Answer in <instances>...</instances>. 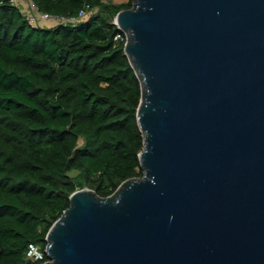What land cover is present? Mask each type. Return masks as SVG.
Instances as JSON below:
<instances>
[{"label": "water", "instance_id": "1", "mask_svg": "<svg viewBox=\"0 0 264 264\" xmlns=\"http://www.w3.org/2000/svg\"><path fill=\"white\" fill-rule=\"evenodd\" d=\"M142 176L83 187L39 264H264V0H132Z\"/></svg>", "mask_w": 264, "mask_h": 264}, {"label": "trees", "instance_id": "2", "mask_svg": "<svg viewBox=\"0 0 264 264\" xmlns=\"http://www.w3.org/2000/svg\"><path fill=\"white\" fill-rule=\"evenodd\" d=\"M32 1L51 15L95 12L33 26L0 0V264L46 261L45 236L73 191L107 196L143 174L140 81L112 23L132 0Z\"/></svg>", "mask_w": 264, "mask_h": 264}, {"label": "built area", "instance_id": "3", "mask_svg": "<svg viewBox=\"0 0 264 264\" xmlns=\"http://www.w3.org/2000/svg\"><path fill=\"white\" fill-rule=\"evenodd\" d=\"M110 1L114 3H118V2H115L114 0H110ZM9 2L12 5L18 7L20 13L23 16H25L28 22L33 26H36L37 24L43 25L45 21H51L53 25L59 24V23H62V24L76 23L82 19L87 18L89 15L95 12L94 8L90 9L87 7V8L81 9L78 12L77 16H58V15H51L47 12L40 11L38 7L33 3L32 0H9ZM112 21H114V18ZM114 39L115 40L126 39V35L123 31L119 30V32H117L114 35ZM35 250L36 248H31L28 254L34 255Z\"/></svg>", "mask_w": 264, "mask_h": 264}, {"label": "rangeland", "instance_id": "4", "mask_svg": "<svg viewBox=\"0 0 264 264\" xmlns=\"http://www.w3.org/2000/svg\"><path fill=\"white\" fill-rule=\"evenodd\" d=\"M115 2H122V1H124V0H114ZM34 255H37V256H40V252L37 250V248H36V250L34 251Z\"/></svg>", "mask_w": 264, "mask_h": 264}, {"label": "crops", "instance_id": "5", "mask_svg": "<svg viewBox=\"0 0 264 264\" xmlns=\"http://www.w3.org/2000/svg\"><path fill=\"white\" fill-rule=\"evenodd\" d=\"M43 26L50 27V26H53V24H52L51 21H45V22L43 23Z\"/></svg>", "mask_w": 264, "mask_h": 264}]
</instances>
